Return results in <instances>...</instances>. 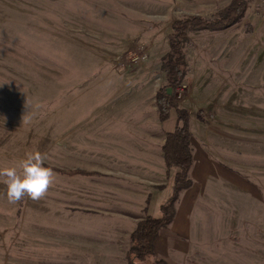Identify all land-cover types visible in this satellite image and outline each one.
<instances>
[{"label":"rangeland","instance_id":"1","mask_svg":"<svg viewBox=\"0 0 264 264\" xmlns=\"http://www.w3.org/2000/svg\"><path fill=\"white\" fill-rule=\"evenodd\" d=\"M246 1L186 48L193 186L156 245L168 264H264V0ZM231 2L0 0V168L39 151L55 174L40 201L10 204L0 183V264H128L131 232L173 191L160 150L176 113L160 122L155 101L171 24ZM149 132L154 168L135 169L118 146Z\"/></svg>","mask_w":264,"mask_h":264},{"label":"trees","instance_id":"2","mask_svg":"<svg viewBox=\"0 0 264 264\" xmlns=\"http://www.w3.org/2000/svg\"><path fill=\"white\" fill-rule=\"evenodd\" d=\"M246 0H232L231 4L212 17L184 16L171 24L168 37L169 51L163 56L161 68L165 74L163 87L157 92L155 101L161 122L169 120L176 113V124L166 133L162 147L166 168L174 171V184L169 200L161 205L159 217L149 214L141 219L130 234L127 251L128 264H168L156 257V245L161 232L171 226L177 214L180 196L193 186L190 172L194 165L191 132V113L180 108L176 93L187 75L188 61L186 48L191 42L190 35L197 31H223L240 22L246 12ZM171 90V93H169ZM95 176L96 172L73 171L70 175Z\"/></svg>","mask_w":264,"mask_h":264},{"label":"clouds","instance_id":"3","mask_svg":"<svg viewBox=\"0 0 264 264\" xmlns=\"http://www.w3.org/2000/svg\"><path fill=\"white\" fill-rule=\"evenodd\" d=\"M46 156L39 151L27 152L18 165L0 168V183L5 185L6 199L16 204L25 197L43 199L55 182L53 169L45 166Z\"/></svg>","mask_w":264,"mask_h":264},{"label":"crops","instance_id":"4","mask_svg":"<svg viewBox=\"0 0 264 264\" xmlns=\"http://www.w3.org/2000/svg\"><path fill=\"white\" fill-rule=\"evenodd\" d=\"M158 118H159V115H158ZM147 135H148V133H147ZM134 138L131 135L128 139L127 144H122L121 146H118V149L121 151V153H123V154L127 153L128 154V156H129L128 160L129 161L135 160L137 163H142V166L141 165L137 166L138 164L133 165L135 169L137 167V168L151 170L152 167L154 168V165H155V164H153V157H154L153 156V154H154V148L153 147L154 146H153V140L151 137V133L149 132V135L147 136L146 142H140L139 140L137 141ZM163 145H164V143H163ZM163 145H161V150H160L162 152V154H163V151H162ZM155 156L159 157V151L156 152ZM162 164L166 168L164 154L162 155ZM130 169H132V168H130ZM110 170L111 169L107 170L106 174H109V173L112 175L116 174L117 176L123 175L118 170H116V171H113V170L110 171ZM124 175H126L128 178H131V177L133 179L135 178L134 173H125Z\"/></svg>","mask_w":264,"mask_h":264},{"label":"water","instance_id":"5","mask_svg":"<svg viewBox=\"0 0 264 264\" xmlns=\"http://www.w3.org/2000/svg\"><path fill=\"white\" fill-rule=\"evenodd\" d=\"M169 93H171V90H169Z\"/></svg>","mask_w":264,"mask_h":264}]
</instances>
